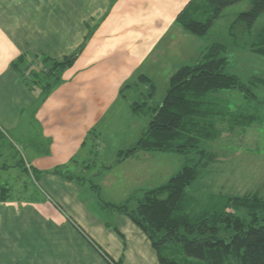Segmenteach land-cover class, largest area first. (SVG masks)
<instances>
[{
    "label": "crops",
    "instance_id": "obj_1",
    "mask_svg": "<svg viewBox=\"0 0 264 264\" xmlns=\"http://www.w3.org/2000/svg\"><path fill=\"white\" fill-rule=\"evenodd\" d=\"M191 1L0 0V170H33L41 193L0 202V264H160L142 229L106 204L164 180L165 153L133 152L150 123L132 105L161 106L172 75L211 45L178 23ZM37 56H75L44 101L14 66Z\"/></svg>",
    "mask_w": 264,
    "mask_h": 264
},
{
    "label": "trees",
    "instance_id": "obj_2",
    "mask_svg": "<svg viewBox=\"0 0 264 264\" xmlns=\"http://www.w3.org/2000/svg\"><path fill=\"white\" fill-rule=\"evenodd\" d=\"M240 1L192 0L179 15L178 23L192 35L204 37L223 10ZM250 3V10L240 13L235 22L246 31H251L264 14V0H250ZM200 9L204 10L203 18L197 15ZM250 38L236 40V45L264 57V26ZM226 53L227 45L213 43L199 62L184 66L172 75L162 105L149 110L153 118L133 150L193 156L189 159L191 163L163 185L137 191L122 204H106L111 210L127 215L142 229L158 252L160 264H264V198L257 194L223 195L208 205L187 192L202 170L216 160L208 152L207 144L219 138V123L228 122L231 128H236L259 121L244 106L231 108L229 101L221 96L224 91H238L248 103H264L252 90L251 83L259 80L254 79L248 85L227 73ZM70 58L57 62L46 56H37L31 61L22 57L14 66L30 88L41 90L44 101L73 64ZM144 77L140 80L147 81ZM151 89H154L152 85L150 93ZM145 106L138 103L134 111L144 112ZM126 156L123 153L120 159ZM21 168L28 178L38 183L36 172L24 165ZM66 169L51 173L63 175L68 173ZM11 193L9 186H0V202L8 201ZM168 246H180L183 260L164 256Z\"/></svg>",
    "mask_w": 264,
    "mask_h": 264
},
{
    "label": "rangeland",
    "instance_id": "obj_3",
    "mask_svg": "<svg viewBox=\"0 0 264 264\" xmlns=\"http://www.w3.org/2000/svg\"><path fill=\"white\" fill-rule=\"evenodd\" d=\"M250 8V0H241L235 5L224 9L221 17L212 24L207 35L204 36V40L210 44L222 43L227 45V73L239 77L248 85L254 79L259 80L251 83L253 84L252 90L257 99L263 102L264 57L240 49L236 45V40L244 41L246 38L253 37L264 26V14L258 19L251 31H246L241 25H235L238 15L249 11ZM203 11V9H200L197 15L203 18L205 16V14H202ZM151 94H153V91ZM158 94L162 96L164 94L163 89H160ZM221 96L229 101L231 108L234 109L235 107L237 109L238 106H244L246 112L257 115L259 121L249 127L236 128H231L228 122L219 123L217 125L218 130L221 132L219 138L207 144L208 152L214 154L216 160L202 170L199 178L187 188V192L202 204L208 205L212 204L216 197L223 195L242 197L257 194L264 198V103H248L238 91H224ZM138 103L143 104V101L136 104ZM136 104L132 105L133 112L136 114L143 113L142 111H134ZM145 107L144 112L146 114L140 115L139 122L143 124L145 120L148 125L153 118V114L149 112L148 106ZM106 153L107 161L105 162L112 163L116 159L113 152L107 150ZM163 156L158 161L160 162L159 165L164 163L168 168L164 172V180L157 181L151 187L155 188L166 183L184 165L191 163L189 159L193 158V156L185 157L170 153H165ZM113 176L115 177L114 184L116 187L126 182L127 177L125 176L126 179L125 177L122 178L123 175L120 171L115 172ZM6 185L12 189L11 194L13 197L41 194L39 184L26 177L23 172L6 173V171L0 170V186ZM163 254L167 258L178 261H182L184 257L180 246H168L164 249Z\"/></svg>",
    "mask_w": 264,
    "mask_h": 264
},
{
    "label": "water",
    "instance_id": "obj_4",
    "mask_svg": "<svg viewBox=\"0 0 264 264\" xmlns=\"http://www.w3.org/2000/svg\"><path fill=\"white\" fill-rule=\"evenodd\" d=\"M74 57H75V56H73L72 58H70L69 61L72 62V61L74 60ZM130 152H131V151H128V153H130Z\"/></svg>",
    "mask_w": 264,
    "mask_h": 264
},
{
    "label": "built area",
    "instance_id": "obj_5",
    "mask_svg": "<svg viewBox=\"0 0 264 264\" xmlns=\"http://www.w3.org/2000/svg\"><path fill=\"white\" fill-rule=\"evenodd\" d=\"M32 177H33V175H32Z\"/></svg>",
    "mask_w": 264,
    "mask_h": 264
}]
</instances>
